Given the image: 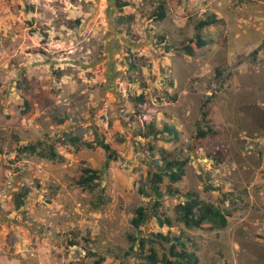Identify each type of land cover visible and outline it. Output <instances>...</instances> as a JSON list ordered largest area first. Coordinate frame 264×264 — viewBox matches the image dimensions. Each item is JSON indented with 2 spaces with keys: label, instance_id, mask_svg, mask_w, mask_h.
<instances>
[{
  "label": "rangeland",
  "instance_id": "obj_1",
  "mask_svg": "<svg viewBox=\"0 0 264 264\" xmlns=\"http://www.w3.org/2000/svg\"><path fill=\"white\" fill-rule=\"evenodd\" d=\"M123 1L0 0V264H92L68 242L121 253L130 235L167 230L192 237L200 264H264V0H162L163 21L151 18L161 0ZM210 13L223 22L187 55L181 43ZM208 96L217 134L199 140ZM71 135L104 137L118 160L76 149ZM27 139L53 143L64 160L22 152ZM161 147L187 159L178 186L220 205L225 228H185L170 196L160 207L170 227L153 215L131 224L137 206L154 204L144 192ZM81 161L101 170L102 189L75 184ZM139 261L105 254L102 264Z\"/></svg>",
  "mask_w": 264,
  "mask_h": 264
},
{
  "label": "trees",
  "instance_id": "obj_2",
  "mask_svg": "<svg viewBox=\"0 0 264 264\" xmlns=\"http://www.w3.org/2000/svg\"><path fill=\"white\" fill-rule=\"evenodd\" d=\"M116 5L117 8L120 9L128 5V3L123 0H116ZM151 16L155 21H163L166 18L167 8L164 1L161 0L155 5ZM79 21L80 19H75L73 22L79 24ZM222 22L223 19L218 18L214 13H210L205 18L198 20L194 26L196 30L195 37L190 38L189 42L186 44L181 43L182 50L187 55L196 54L212 40L210 37H204L201 32L202 29ZM161 39H163V37ZM143 98V94L137 97V99ZM210 99L211 97L208 96L201 106L200 123L203 124V127L198 129L196 135L199 140L217 134V130L209 124L207 118L209 113L207 105ZM24 105L28 110L29 102L27 100H24ZM166 129L169 133L176 132L173 127L167 126ZM66 139L70 144L74 145L76 149L80 147L88 149L101 148L104 151L105 164H108L112 160H118L119 158L118 153L104 137L97 136L93 140H81L80 136L71 135ZM62 141L64 142V140ZM19 150H22L24 153L36 154L37 156L50 160H64V156L56 150L53 143L45 146L43 141L39 139H27V143L19 148ZM150 150L154 151V147H151ZM152 151H150L151 156H153ZM156 152L158 158L149 161V167L147 169L148 189L145 192L142 191L152 197L154 204L152 206L143 204L137 206L135 208V215L131 218V224L139 229V227L146 224L148 218L153 215L156 217L158 225L170 227L172 225V220L166 217L163 211H160L162 200L166 196H170L178 199L177 208L185 228L210 231L225 228L228 221L220 205L201 199L198 192L195 190L178 186V183L183 181L186 177L185 167L187 159H180L174 155L172 151L162 147L157 148ZM73 179L75 184L81 189H102L103 176L101 170L87 165L85 161H81V165L74 174ZM27 194L28 190L23 189L14 195V203L17 208L24 205ZM81 240V242L71 240L68 243L69 245L78 246L85 251L86 254L93 257L92 264H102L105 260V254L119 259L125 258L133 252H137L138 254L140 259L138 264H200V259L196 250L194 248L191 249V247H195V241H193L192 237L186 234L184 235L183 233L176 235L170 230H167L165 234L158 232L151 233L147 236L130 235L128 237L130 245L121 253L108 248L100 250V252L92 250L91 244L94 243L93 241L85 237ZM155 244H159L163 251L159 252Z\"/></svg>",
  "mask_w": 264,
  "mask_h": 264
}]
</instances>
